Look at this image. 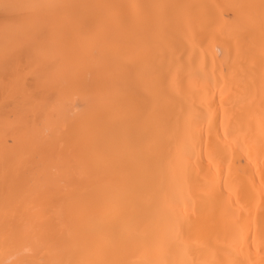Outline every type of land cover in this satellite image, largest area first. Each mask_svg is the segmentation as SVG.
I'll list each match as a JSON object with an SVG mask.
<instances>
[{
  "label": "bare ground",
  "instance_id": "1",
  "mask_svg": "<svg viewBox=\"0 0 264 264\" xmlns=\"http://www.w3.org/2000/svg\"><path fill=\"white\" fill-rule=\"evenodd\" d=\"M0 264H264V0H0Z\"/></svg>",
  "mask_w": 264,
  "mask_h": 264
}]
</instances>
